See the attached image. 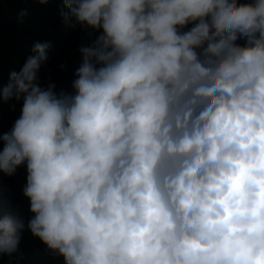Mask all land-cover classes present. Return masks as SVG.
I'll list each match as a JSON object with an SVG mask.
<instances>
[{
  "label": "clouds",
  "instance_id": "9594fccd",
  "mask_svg": "<svg viewBox=\"0 0 264 264\" xmlns=\"http://www.w3.org/2000/svg\"><path fill=\"white\" fill-rule=\"evenodd\" d=\"M62 3L90 40L73 91L40 84L51 42L0 85L32 214L0 191V259L27 230L63 264H264V0Z\"/></svg>",
  "mask_w": 264,
  "mask_h": 264
},
{
  "label": "trees",
  "instance_id": "16d2710c",
  "mask_svg": "<svg viewBox=\"0 0 264 264\" xmlns=\"http://www.w3.org/2000/svg\"><path fill=\"white\" fill-rule=\"evenodd\" d=\"M62 8V0H49L46 5L40 4L38 0H0V85H7L10 73L20 70L36 42H51V49H63L64 55H71L73 47H76L77 36L85 35L86 40H89L79 26L73 28L71 22L66 24L63 21L60 16ZM21 11H26L27 15L20 17ZM58 56L47 55V60L40 69L41 77L47 82L59 81L61 86L72 84L75 79L74 72L79 65ZM61 65L66 67L61 69ZM5 104H0V124L8 119L12 127L20 112L14 111L7 118ZM13 179L14 175L9 177L0 174V191L3 199L11 204L12 209L18 212L27 224L32 215L29 211V201L26 200L24 206L19 207L12 198L9 184ZM20 252L23 253V259L14 260L13 264H63V257L52 255L40 240L33 238L27 230L22 234ZM0 264H9V257L0 259Z\"/></svg>",
  "mask_w": 264,
  "mask_h": 264
},
{
  "label": "rangeland",
  "instance_id": "374dc122",
  "mask_svg": "<svg viewBox=\"0 0 264 264\" xmlns=\"http://www.w3.org/2000/svg\"><path fill=\"white\" fill-rule=\"evenodd\" d=\"M89 42H90V40H86L85 35L84 36L80 35V36L76 37V40H75L76 47H73L71 45V48L73 47V53L71 55H69V54L64 55L63 49H61V51H57L53 48L50 49L48 51V53L55 55V56H58V54H59L61 56V58L63 57L65 59H68L69 61L73 62L74 64L79 65L81 63V59L77 58V57H80V53H79L78 49L81 46V44L87 45ZM60 56H58V57H60ZM38 76H39V81H40L41 86L47 87L49 82L44 80V77H41L42 75L40 74V72L38 73ZM52 83H55L57 92L61 89H64L67 92L73 91L68 85H65V86L59 85V83H60L59 81H57V82L52 81ZM12 104H15V110H11ZM21 106H22L21 104L15 103L14 101L7 102L5 104L6 115H10L14 111L20 112ZM6 131H8V130H6ZM26 175H27L26 167L22 166V167L18 168L16 174L14 175L13 181L9 184V188L12 191L11 196L18 203L19 207H23L26 200H27L23 196V193H22V189L26 183Z\"/></svg>",
  "mask_w": 264,
  "mask_h": 264
}]
</instances>
